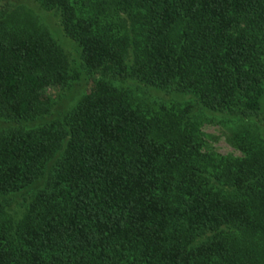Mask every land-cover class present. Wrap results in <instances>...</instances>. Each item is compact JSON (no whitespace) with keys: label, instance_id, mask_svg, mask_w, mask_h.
Instances as JSON below:
<instances>
[{"label":"trees","instance_id":"obj_1","mask_svg":"<svg viewBox=\"0 0 264 264\" xmlns=\"http://www.w3.org/2000/svg\"><path fill=\"white\" fill-rule=\"evenodd\" d=\"M0 264H264V0H0Z\"/></svg>","mask_w":264,"mask_h":264},{"label":"rangeland","instance_id":"obj_2","mask_svg":"<svg viewBox=\"0 0 264 264\" xmlns=\"http://www.w3.org/2000/svg\"><path fill=\"white\" fill-rule=\"evenodd\" d=\"M76 93H80V92H76ZM202 130L208 135L215 136V139H212L210 143L218 153L221 154L232 153L235 155H239V152L236 151L232 146H230L227 143L225 136L223 134V130L222 128H220V126L213 124H205L202 127Z\"/></svg>","mask_w":264,"mask_h":264}]
</instances>
